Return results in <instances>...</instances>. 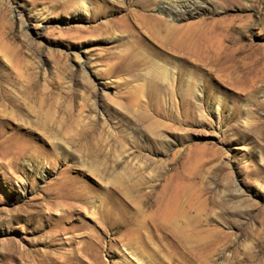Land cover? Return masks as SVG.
Returning a JSON list of instances; mask_svg holds the SVG:
<instances>
[{
	"label": "rangeland",
	"instance_id": "rangeland-1",
	"mask_svg": "<svg viewBox=\"0 0 264 264\" xmlns=\"http://www.w3.org/2000/svg\"><path fill=\"white\" fill-rule=\"evenodd\" d=\"M177 1L0 0V264H264V0Z\"/></svg>",
	"mask_w": 264,
	"mask_h": 264
},
{
	"label": "bare ground",
	"instance_id": "bare-ground-1",
	"mask_svg": "<svg viewBox=\"0 0 264 264\" xmlns=\"http://www.w3.org/2000/svg\"><path fill=\"white\" fill-rule=\"evenodd\" d=\"M167 2H169V3H171L172 5H174V7L173 6H167V8L166 9H164L165 10V13H166V15L167 16H170V15H172V16H174V15H176V10L178 9H176V7H175V5L176 4H178V1L177 0H167ZM184 4H185V6L186 5H188L189 4V2H190V0H184ZM180 5V3L178 4V6ZM184 6V5H183ZM160 9H162V7L160 8ZM162 11V10H161ZM185 12V11H184ZM171 17V16H170ZM158 18H152L151 20L152 21H156ZM185 39H182L181 40V42H180V45L181 46H184L183 44H184V41ZM179 45V46H180ZM168 210V209H167ZM163 214V213H162Z\"/></svg>",
	"mask_w": 264,
	"mask_h": 264
}]
</instances>
